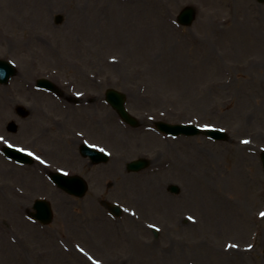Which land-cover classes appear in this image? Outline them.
I'll return each instance as SVG.
<instances>
[{
  "label": "rangeland",
  "instance_id": "obj_1",
  "mask_svg": "<svg viewBox=\"0 0 264 264\" xmlns=\"http://www.w3.org/2000/svg\"><path fill=\"white\" fill-rule=\"evenodd\" d=\"M128 3L0 0V58L18 69L8 85L0 84V103L6 108L0 111V134L35 150L53 166L45 167L46 171L32 164L18 167L0 157V264H91L79 253L83 248L94 260L102 259V264H201L205 256L210 263L264 264L260 161L264 147V4L257 0H131V8ZM186 6L197 9L196 21L188 28L175 22ZM58 14L63 16L60 25L55 23ZM244 20L249 34L239 25ZM251 34L257 39L250 38ZM120 37L125 38L123 43ZM111 57L124 61L111 63ZM76 61L84 64L83 72L75 70ZM95 74L96 81L89 80ZM41 77L59 87L71 78L78 81L74 84H78L77 93L96 90L97 100L108 88L125 91L133 114L146 112L148 117L166 121L212 124L227 129L230 136L217 143L203 136L183 139L184 144L173 143L170 148L147 129L151 126L147 116H140L145 120L140 128H132L106 103L100 109H77L79 121L71 116L64 122L68 108L76 102L69 100L66 89L62 90L68 105L44 92L34 93ZM17 106L31 111V116L20 118ZM110 115L117 119L113 124L120 139L111 140L105 134ZM53 116L62 122L55 123ZM13 120L17 126L8 129ZM29 123L33 125L28 128ZM76 131L118 152L119 160L108 166L91 164L81 156L79 140L77 144L67 142V136H75ZM243 139L250 142V149L241 148ZM68 145L73 152L67 150ZM143 153L151 154V168L128 172L126 164ZM189 159L190 165L186 163ZM166 161L174 165L157 173L154 169ZM115 163L124 166L118 177L111 172ZM57 166L78 168L89 183L84 198L65 195L47 180ZM29 177L42 178L47 187L33 189L25 183ZM155 181L162 182L158 202L156 193L147 190L148 183ZM173 184L180 187L179 195L170 193ZM40 197L47 198L53 209V221L46 227L53 239L26 219ZM105 198L135 208L140 219L120 224L104 213L106 221L99 222ZM215 200L222 204L216 207ZM19 209L25 218L17 214ZM15 215L38 231L41 240L29 237L27 228L15 222ZM185 215L195 216L199 225L189 226ZM12 222L18 237L24 238L19 246L3 233ZM96 223L106 224V237L96 231ZM150 224L162 227L164 234L155 239ZM204 245L211 250L206 255L197 250L206 249ZM227 245L236 249L225 251ZM231 251L240 253L231 255Z\"/></svg>",
  "mask_w": 264,
  "mask_h": 264
},
{
  "label": "bare ground",
  "instance_id": "obj_2",
  "mask_svg": "<svg viewBox=\"0 0 264 264\" xmlns=\"http://www.w3.org/2000/svg\"><path fill=\"white\" fill-rule=\"evenodd\" d=\"M129 1V6L132 8V6H131V0H126V2H128ZM137 10L136 11H141V12H143L140 8H136ZM147 10L146 9H144V12H146ZM143 12V13H144ZM231 25V23H229V25H228V27ZM239 25L240 26H243V32H245L246 30H244L245 28H246V20H244L242 23H239ZM239 26H238V24H236V28H238ZM246 33L247 34H249V32L248 31H246ZM250 38H252V39H257V35L256 36H254L253 34H251L250 35ZM125 40V38L124 37H120V41L123 43V41ZM123 59V58H122ZM122 59H121V61H117V63H121V62H123L124 61V59H123V61H122ZM78 64H75L76 66H75V70H79L84 64L82 63V62H79V61H76ZM120 65V64H119ZM119 65H117V66H114V67H112V68H114V69H117V68H119ZM79 72V71H78ZM90 80V79H89ZM90 84V83H89ZM32 95H34L33 93H31V95H29V96H32ZM7 96V95H6ZM32 97H34V96H32ZM37 100H39V98H36ZM83 102V101H82ZM86 104V103H85ZM80 106H81V104H80ZM84 107V106H83ZM5 111V106H4V104H2V103H0V111H3L2 109ZM75 110V114L74 113H72V111L71 110ZM68 114H69V118L72 116V118L74 117L75 118V120H76V122H78L79 120H77L78 118H80V116H78V115H80L78 112H77V109H75V108H71L70 109V111L68 112ZM73 114H74V116H73ZM107 125H108V128H106L105 129V134L107 135V137H108V139H111V140H114V139H120V136H119V134H118V132H117V127L113 124V123H110V120H109V118L107 119ZM80 125H82L81 123H79ZM32 125L33 124H31V123H29V125L27 126L28 128H29V126L30 127H32ZM124 144H125V141H124ZM68 147H69V145H68ZM242 148V147H241ZM241 148H239V150L240 151H242L241 150ZM67 150H68V148H67ZM244 150V149H243ZM69 151H70V153L71 152H73V150H72V148H70L69 149ZM183 162H186V161H183ZM191 160L189 159L188 160V162H186V163H189V165L191 164ZM34 167L36 168V169H41L40 168V166L37 164V163H35V165H34ZM123 168H124V166L123 165H117V164H115L113 167H112V170H111V172H112V174L114 175H116V176H119V173H120V171L121 170H123ZM171 167H169L167 170H169ZM13 170L14 171H17L18 170V168H16V167H14L13 168ZM166 170V171H167ZM163 174V173H162ZM152 175V174H151ZM199 175H201V174H199ZM35 176V175H34ZM123 177H125L124 175H123ZM30 177L29 178H27V180H26V184H28V186H30V187H32L33 189H35V190H39V189H43V188H45V187H47V184H46V182L42 179V178H40V179H38L37 177H34V178H31L30 180ZM149 183H151V184H149ZM148 183V186H147V190H149L151 193H153L154 195H155V193H156V195H155V201L156 202H158L159 200H158V198L160 197V194H159V190H160V188H161V181H155V182H149ZM157 196H158V198H157ZM169 201L171 202V203H173V202H175V201H173L172 199H169ZM216 201V204H215V206L216 207H219L220 206V204H222V203H220L221 202V200H215ZM17 203H21L20 201H16ZM57 205H59V204H57ZM219 205V206H218ZM23 207V209H25L24 208V205L22 206ZM58 208L60 209V207L58 206ZM169 210V209H168ZM60 212L62 211V209H60L59 210ZM19 212V213H18ZM18 212H17V214L18 215H20L21 214V212H22V210L21 209H19L18 210ZM22 216V215H21ZM14 219H16L15 220V222H18V224L21 226V227H23L24 229H26L27 228V231H28V235H29V237H34L35 239H40L41 240V236L39 235V233H38V231H36L35 229H33L32 228V226H27V225H24L23 223H22V221H21V218H19L17 215H15V218ZM12 225L14 226L15 224L12 222ZM10 231H11V233L10 232H8L7 233V238L9 239V240H11V242L13 243V239H12V236L11 235H15V236H17L18 235V229H15V228H13L11 225H10ZM94 228L96 229V231L98 232V233H101V235H102V237L104 238V236L106 237V234L108 233V229L106 228V224L105 223H100V224H95L94 225ZM103 230L105 231V232H103ZM104 234V235H103ZM8 236H10V237H8ZM2 239H4V241H5V238H2ZM205 247H206V245H204ZM0 247H2V241L0 240ZM12 248V247H11ZM197 250H201V251H203L202 253H204L203 255H206V253H208V252H206V251H211L210 249H209V246L208 247H206V249H204V248H197ZM239 253H240V251H239ZM239 253H237V252H235V251H231V255H238ZM210 254V253H209ZM74 258H78V256L77 255H75V254H73L72 255ZM78 260H80V259H78ZM200 262H201V264H209L210 263V259L209 258H207V256H205L203 259H201L200 260ZM85 264H86V262H85ZM210 264H218L217 262H215V261H211V263Z\"/></svg>",
  "mask_w": 264,
  "mask_h": 264
},
{
  "label": "water",
  "instance_id": "obj_3",
  "mask_svg": "<svg viewBox=\"0 0 264 264\" xmlns=\"http://www.w3.org/2000/svg\"><path fill=\"white\" fill-rule=\"evenodd\" d=\"M263 1L264 0H260V2H263ZM195 15H196V11L192 8H188L182 13V15L180 17V22L185 24V25H190L194 21ZM57 22L58 23L62 22L61 16L57 17ZM0 73L3 74L6 79H8L11 75H13L15 73V71L10 65L5 64L4 62L0 61ZM6 79H4L3 82H5ZM107 98H108V101L110 103H112L113 106L117 109V111L120 113V115L126 121L133 124V119H131L128 116V114L126 113L125 108H124V102H125L124 96L119 94L118 92L110 91L108 93ZM187 131L191 132V133L196 132V130H190V131L187 130ZM17 157H18V155H17ZM263 161H264V155H263ZM136 168H137L136 166L135 167H129V169H131V170L136 169ZM61 185L64 186L63 183ZM175 190L177 191L176 188H173V191H175ZM82 193H84V192H82ZM77 194H80V193L77 192ZM36 207L40 212V216L45 217V222H47V223L50 222L52 219V212H51V208H50L49 204L48 203H39Z\"/></svg>",
  "mask_w": 264,
  "mask_h": 264
},
{
  "label": "snow or ice",
  "instance_id": "obj_4",
  "mask_svg": "<svg viewBox=\"0 0 264 264\" xmlns=\"http://www.w3.org/2000/svg\"><path fill=\"white\" fill-rule=\"evenodd\" d=\"M0 139H2V137H0ZM244 143H248V141H244ZM9 146H11V145H9ZM101 151H103V149H101ZM262 215H264V214H262Z\"/></svg>",
  "mask_w": 264,
  "mask_h": 264
}]
</instances>
